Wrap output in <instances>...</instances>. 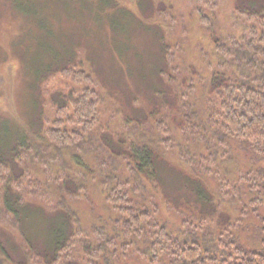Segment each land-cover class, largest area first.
Here are the masks:
<instances>
[{
    "label": "rangeland",
    "instance_id": "374dc122",
    "mask_svg": "<svg viewBox=\"0 0 264 264\" xmlns=\"http://www.w3.org/2000/svg\"><path fill=\"white\" fill-rule=\"evenodd\" d=\"M28 1L37 5L49 22V31L61 39L62 44L52 43V49L60 51L64 46L72 50L74 46L76 50L65 52L51 68L54 75L43 83L31 81L27 63L52 61V53L42 52L34 41H47L45 31L20 14L10 0H0V117L21 125L36 149L19 165H13V185L32 177L47 194L35 191L26 199L50 211L60 208L72 214L74 232L81 236L71 252L76 264H142L134 261L133 255H124L125 238L116 225V211L107 202L104 181L128 183L130 202L148 210L159 224L181 238L186 232L183 222L197 206L189 191L179 193L188 197L182 200L170 186L155 189L137 179L118 155V143L155 148L168 161L160 169L168 184L177 180L176 175L186 177L184 174L199 181L235 224L232 233L240 242L261 250L257 240L260 220L241 215L249 206L243 176L253 169L251 154L237 142L232 143L231 158L216 154L213 147L207 153L204 144L188 142L182 132L186 121L207 123L218 109L210 85L217 72L229 67L219 56L212 35L224 45L246 36L252 24L236 7L238 3L251 7L258 1L115 0L134 16L129 24H122L129 26L124 37L127 41L115 35V44L111 29L87 22L86 12L76 22L56 0ZM204 18L213 21L212 31ZM105 23L109 24L107 19ZM166 46L168 58L164 56ZM70 63L90 75L93 83L77 85L56 73ZM87 88L99 96V124L82 147L58 148L47 136L56 119L53 98L63 91ZM222 183L235 191L224 189ZM3 196L0 190V242L11 249L12 263L8 264H44L23 249L18 226L6 212ZM210 227L206 232L218 240L214 223ZM102 239L107 257L93 259L82 246H93ZM12 242L24 253L12 251Z\"/></svg>",
    "mask_w": 264,
    "mask_h": 264
},
{
    "label": "trees",
    "instance_id": "16d2710c",
    "mask_svg": "<svg viewBox=\"0 0 264 264\" xmlns=\"http://www.w3.org/2000/svg\"><path fill=\"white\" fill-rule=\"evenodd\" d=\"M10 1L17 6L19 10L15 8L20 14L45 31L47 41H34L42 48V52L52 53V61L49 64L39 61L26 64L29 79L43 83V80L54 75L51 68L55 62H60L58 59L65 52L72 54L76 49L72 45V50H66L63 46L62 50L54 51L51 44L61 43V39L49 31V22L42 17L37 5L28 0ZM56 1L61 9L69 13L72 21L78 22L83 12H86L89 16L87 22L111 29L112 39L118 35L122 36V42L127 41L124 37L127 36L129 26L126 28L122 24H129L134 16L131 10L120 6L115 0H88V3L85 0ZM257 1L258 5L247 7L238 3L236 7L237 13L252 24L246 36L232 39L230 44L224 45L215 34L212 35L219 56L229 67L228 70L217 72L210 85V94L218 99V109L210 115L207 123L196 125L186 121V128L182 132L188 142L204 144L207 153L213 147L216 154L231 158L232 143L237 142L242 145L244 152L251 154L253 169L243 176L249 206L242 209L241 215L246 218L254 216L260 220L258 231L261 236L257 240L262 249L249 248L240 242L232 233L235 224L226 218L212 192L199 181L184 174L186 177L176 175L177 180L168 184L160 174L161 166L168 161L155 148L135 143H118V155L128 163V171L137 179L155 189L170 186L182 200L188 197L179 193L189 191L197 204L183 222L186 232L181 238L159 224L148 210L142 211L130 202L128 183L104 181L107 202L116 211V225L125 238L124 255H133L137 263L264 264V0ZM203 22L213 30L212 20L204 18ZM169 54V47L166 46L165 58ZM58 72L64 79L77 85L93 83V78L75 64L65 66ZM99 105L98 94L89 88L77 92L73 89L61 92L57 99L53 98L56 119L47 132L48 139L61 149L82 147L87 143L91 131L99 124ZM9 121L0 117V190L4 192L5 210L12 215L18 226L23 249L27 254L41 259L44 264H76L71 252L81 236L74 232L72 214L60 208L50 211L26 199L28 194L35 191L41 195L47 194L42 184L32 177L13 185V165H19L36 149L23 127L15 121ZM255 165L259 167L255 169ZM222 185L224 189L235 191L231 186ZM210 223H214L219 234L218 240L213 237L215 235L206 232V229L211 228ZM101 236L97 234L98 239ZM100 241L93 246L83 245L82 248L93 259L106 258L107 247L103 239ZM11 245L12 251L23 252L16 242ZM10 250V247L0 242V264L12 263ZM27 254L24 255L29 256Z\"/></svg>",
    "mask_w": 264,
    "mask_h": 264
}]
</instances>
